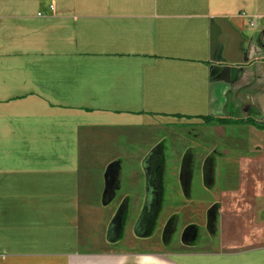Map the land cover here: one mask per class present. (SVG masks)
<instances>
[{
    "label": "crops",
    "instance_id": "crops-1",
    "mask_svg": "<svg viewBox=\"0 0 264 264\" xmlns=\"http://www.w3.org/2000/svg\"><path fill=\"white\" fill-rule=\"evenodd\" d=\"M204 117L264 123V0H0V264H264V130Z\"/></svg>",
    "mask_w": 264,
    "mask_h": 264
},
{
    "label": "rangeland",
    "instance_id": "rangeland-1",
    "mask_svg": "<svg viewBox=\"0 0 264 264\" xmlns=\"http://www.w3.org/2000/svg\"><path fill=\"white\" fill-rule=\"evenodd\" d=\"M184 134H185V138L188 139L189 138L188 133L184 132ZM244 148H245L244 146L238 147L234 153L237 155L241 154L240 152H242L244 150ZM222 149H225V148H222ZM102 150L105 151V149H102ZM97 152L99 153V155H101L100 149H94V148L83 149L85 161L87 162V158L89 160L90 157L92 158V156L95 155ZM112 153H113V150H112ZM129 155H131V158H126ZM147 155H148L147 149H143V148L133 149V150L132 149H124L123 150V156L125 158L124 161L127 163H124L123 167L121 165L120 168H122L125 175H130L131 173L134 174V173L146 172L147 171L146 163L145 164L135 163V160L137 158L143 159L144 157H147ZM102 156H104V155H102ZM105 160H106V158H103L100 161L104 162ZM119 172H120V169H119ZM83 200H84V197H83ZM120 226H119V229H117V231H118L117 232V238H121V235H122ZM174 235H175V233H173V237H174ZM169 246H171V242L169 243ZM197 246L199 248H200V246H202V248L205 250L219 249V245L217 243L216 233L214 231H212L211 229H209L208 227H205L202 230H199Z\"/></svg>",
    "mask_w": 264,
    "mask_h": 264
},
{
    "label": "trees",
    "instance_id": "trees-1",
    "mask_svg": "<svg viewBox=\"0 0 264 264\" xmlns=\"http://www.w3.org/2000/svg\"><path fill=\"white\" fill-rule=\"evenodd\" d=\"M206 123L211 124H220V125H226V124H248L256 127L257 129L264 130V123L257 122L254 119H247V120H229V119H212L211 117H204L203 118ZM115 169H110L109 172H113ZM116 171V170H115Z\"/></svg>",
    "mask_w": 264,
    "mask_h": 264
}]
</instances>
